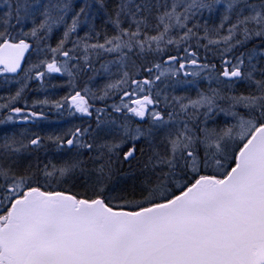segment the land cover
<instances>
[{"label": "snow or ice", "instance_id": "1", "mask_svg": "<svg viewBox=\"0 0 264 264\" xmlns=\"http://www.w3.org/2000/svg\"><path fill=\"white\" fill-rule=\"evenodd\" d=\"M0 264H264V0H0Z\"/></svg>", "mask_w": 264, "mask_h": 264}]
</instances>
